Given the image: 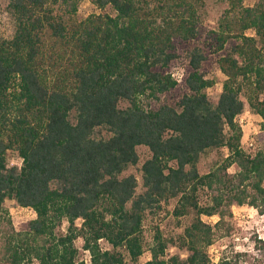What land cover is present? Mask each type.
<instances>
[{
	"label": "trees",
	"instance_id": "trees-1",
	"mask_svg": "<svg viewBox=\"0 0 264 264\" xmlns=\"http://www.w3.org/2000/svg\"><path fill=\"white\" fill-rule=\"evenodd\" d=\"M81 1L6 5L13 27L0 36V263L86 264L80 238L90 264H238L228 256L213 262L208 247L230 233L224 223L232 205L264 213V148H242L238 121L248 105L264 144V0H228L206 35L213 52L236 41L218 58L224 80L215 100L205 91L214 80L201 68L204 47L179 52L201 36L192 0H89L99 11L70 25L55 12L58 5L75 14ZM178 58L186 61L187 91L169 104L161 95L180 83L169 71ZM138 146L150 153L140 192L137 177L124 174L139 162ZM211 149L225 154L200 173V157ZM8 151L21 158L19 167L7 166ZM172 198V215L192 213L190 223L169 238L155 225L146 241V216ZM7 199L35 217L15 228ZM203 215L218 219L210 224ZM169 244L186 257L169 254ZM258 247L264 255V241ZM145 250L150 257L140 262Z\"/></svg>",
	"mask_w": 264,
	"mask_h": 264
},
{
	"label": "rangeland",
	"instance_id": "rangeland-1",
	"mask_svg": "<svg viewBox=\"0 0 264 264\" xmlns=\"http://www.w3.org/2000/svg\"><path fill=\"white\" fill-rule=\"evenodd\" d=\"M199 13H200V32L199 39L191 41L188 44L180 46L179 52L183 53L185 46L200 45L204 47L207 53V59L202 63V70L209 78L214 80V84L206 88V93L211 100H215L222 89V83L224 75L221 73L218 65V58L224 55L232 45L236 43L231 39L226 44L224 49L218 52H213L208 46V39L206 37L209 30L216 29L219 21L222 18L225 10L229 7L228 0H192ZM256 0H244L247 5H253ZM8 0H0V36L8 38L12 34V21L7 13L6 5ZM55 12L62 16L64 22L68 25L78 22L90 13L98 12L99 9L92 4L89 0H82L79 4L78 10L75 14H67L62 11L60 6H54ZM108 11L113 13L110 8ZM247 34H253L252 30H247ZM169 71L172 72L177 78H183L187 72L186 61L183 58H178L169 67ZM187 88L182 81L171 91H168L161 95V101L169 104H173L182 96ZM264 98V92L260 95ZM152 106H157V103L152 102ZM238 121L242 127L243 135L241 138V146L247 153H254L258 149H263L262 135L260 131V118L250 109L248 105L245 106L244 111L238 116ZM137 151L139 153V162L134 166H129L124 174L132 173L138 179L137 192L142 191L140 166L141 163L149 156V150L144 146H138ZM225 151L221 149H211L204 152L199 160L198 168L200 173L208 172L217 161L221 160ZM21 158L15 151L7 152V166L21 165ZM234 166L228 168L229 173H233ZM200 201H207V192H200ZM176 200L170 199L168 203L163 205V209L156 215H147L143 222V232L146 241H149L154 230V226L158 225L162 230L164 237L169 238L175 236L183 231V228L188 225L193 217V214H189L183 217H174L172 215V208L175 205ZM5 207L8 211L7 218L12 222L15 228H19L20 224L28 219L34 218L35 213L32 209L22 207L18 205L14 200L7 199L5 201ZM228 210V209H227ZM230 214L225 216L224 226H230L231 230L228 235L216 237L213 243L208 247V254L213 262H217L220 257L228 256L230 258H237L238 264H264V255L259 250L261 239H258V235L264 237V213H259L258 210L247 204L244 205H232L229 209ZM203 220L207 223L213 224L218 217L214 216H202ZM6 222V220H5ZM66 228V222L64 221L60 230L64 231ZM75 245L79 249V257L85 261L86 264H90L89 255L86 250L82 248V240L77 238ZM100 245L103 248L110 249L111 246L104 240L100 241ZM3 248V239L0 236V252ZM125 253L123 249H119ZM167 252L169 254H179L182 258L186 257V251L179 248L177 245H168ZM238 255V256H236ZM150 257L149 251L145 252L140 257L139 261L142 262ZM127 258V256H126ZM3 264V263H0Z\"/></svg>",
	"mask_w": 264,
	"mask_h": 264
},
{
	"label": "built area",
	"instance_id": "built-area-1",
	"mask_svg": "<svg viewBox=\"0 0 264 264\" xmlns=\"http://www.w3.org/2000/svg\"><path fill=\"white\" fill-rule=\"evenodd\" d=\"M177 78V77H176ZM177 80H178V82H180L181 81V78L179 79V78H177ZM258 239H261V240H263L264 241V237L263 236H260V235H258Z\"/></svg>",
	"mask_w": 264,
	"mask_h": 264
}]
</instances>
